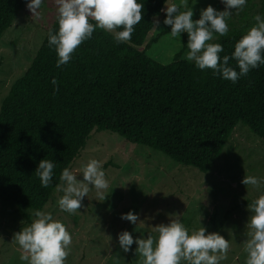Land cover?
<instances>
[{"label":"trees","instance_id":"obj_1","mask_svg":"<svg viewBox=\"0 0 264 264\" xmlns=\"http://www.w3.org/2000/svg\"><path fill=\"white\" fill-rule=\"evenodd\" d=\"M138 2L144 5L143 17L129 41L117 43L114 34L96 29L61 68L47 34L3 101L0 200L23 212L29 225L24 210L46 207L62 170L79 158L93 132L116 135L203 174L211 171L239 123L264 142V65L232 83L180 55L169 65L159 64L142 47L166 0ZM25 7L26 0H0V41ZM57 30L56 20L49 31ZM246 33L218 35L213 43L222 45L219 55L231 56ZM229 64L236 68L235 60ZM43 159L55 163L47 188L35 174Z\"/></svg>","mask_w":264,"mask_h":264},{"label":"rangeland","instance_id":"obj_2","mask_svg":"<svg viewBox=\"0 0 264 264\" xmlns=\"http://www.w3.org/2000/svg\"><path fill=\"white\" fill-rule=\"evenodd\" d=\"M172 3L178 4L179 0H168L165 7ZM209 5L217 11L225 9L221 0H188L193 20L199 19L200 12ZM57 8L56 0H45L37 18L25 7L3 35L0 41V110L11 87L29 69L57 20ZM257 15L264 17V0H247L243 10H232L227 20L228 32L248 31L255 25ZM156 19L160 21L159 28L153 27L142 50L162 65L171 64L177 55L187 61L188 49L184 44L185 40L188 42L187 34L172 38L165 34L171 29L163 24L165 13L154 21ZM217 39L215 35L210 43ZM91 159L101 162L105 171L109 183L104 192L106 199H99L92 188L81 208L69 214L59 209L57 201L63 193L56 191L42 210L61 221L72 235L65 264H141V257L134 254L137 246L133 244L132 250L123 252L117 234L126 230L134 239L146 238L149 234L156 236L153 227L168 224L172 214L179 215L190 232L202 226L228 240L229 250L220 264H245L246 241L251 238L247 223L253 214L248 204L264 194V185L255 188L241 181L249 175L264 179V142L244 124L236 126L220 158L207 174L107 132H93L86 148L69 169L82 179V167ZM129 211L138 214L136 224L120 218ZM34 212L24 210L31 221ZM28 225L23 212L0 200V264H26L20 260L22 249L13 237Z\"/></svg>","mask_w":264,"mask_h":264},{"label":"clouds","instance_id":"obj_3","mask_svg":"<svg viewBox=\"0 0 264 264\" xmlns=\"http://www.w3.org/2000/svg\"><path fill=\"white\" fill-rule=\"evenodd\" d=\"M45 0H26V7L33 17H39V9ZM247 0H221L225 6L217 11L211 5L200 12V18L193 20V10L188 7V0H179L161 11L165 13L163 24L170 26L172 38L188 36L186 60L194 62L197 69H211L222 79L236 83L247 76L250 70L264 65V17H254L256 23L235 44L231 56L221 57L223 47L219 43H210L215 35L228 33V18L232 10H243ZM58 30L48 33V45L57 54V68L66 65L72 54L85 40L91 39L96 29L115 33L117 43L129 41L134 26L142 21L144 5L138 0H56ZM167 4V0H166ZM184 9V10H181ZM94 20L95 23H91ZM160 21H154L155 30ZM119 29V30H118ZM236 61V68L229 64ZM53 85H57L55 79ZM58 86L54 91H58ZM55 163L48 159L39 162L35 174L42 187L52 183ZM61 184L57 192L63 195L57 205L63 212L72 214L81 208L82 202L94 188L99 199L105 200L104 192L109 188L101 162L91 159L82 167V179L77 172L65 167L60 174ZM244 185L255 188L264 185V179L245 176ZM253 213L247 227L250 239L246 241L247 258L245 264H264V194L248 204ZM31 224L14 234L13 240L22 249L20 260L26 264H65L69 255L72 235L66 226L54 219L50 212L36 210ZM172 214L168 224L153 227L156 236L133 237L128 231L117 234L120 249L127 253L131 246L137 247L134 254L141 257V264H220L226 258L229 242L217 232H208L205 227L189 231L179 219ZM124 221L136 224L138 214L129 211L120 217Z\"/></svg>","mask_w":264,"mask_h":264}]
</instances>
